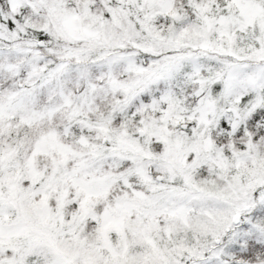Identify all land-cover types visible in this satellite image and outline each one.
I'll return each instance as SVG.
<instances>
[{
    "label": "snow or ice",
    "instance_id": "obj_1",
    "mask_svg": "<svg viewBox=\"0 0 264 264\" xmlns=\"http://www.w3.org/2000/svg\"><path fill=\"white\" fill-rule=\"evenodd\" d=\"M0 264H264V0H0Z\"/></svg>",
    "mask_w": 264,
    "mask_h": 264
}]
</instances>
